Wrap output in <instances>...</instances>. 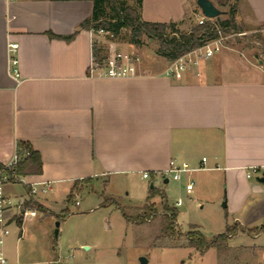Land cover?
Listing matches in <instances>:
<instances>
[{
  "label": "crops",
  "instance_id": "crops-1",
  "mask_svg": "<svg viewBox=\"0 0 264 264\" xmlns=\"http://www.w3.org/2000/svg\"><path fill=\"white\" fill-rule=\"evenodd\" d=\"M92 13L91 0H0V163L14 156L19 142L42 158L40 174L4 184L13 203L0 213V264H111L65 258L39 213L53 212L55 195L68 190V196L85 179L79 192L96 182L107 189L137 178L148 180L149 190L159 181L166 195L172 160L188 166L179 180L186 184L194 173L223 180L238 214L233 225L256 237L264 233L247 232L264 225L247 226L264 219V185L259 175L248 177L264 170V61L231 39L180 79L166 74L172 61L163 56L141 57L132 76L102 77L92 71L99 49L105 57L121 50L81 27ZM236 22L249 33L264 28V0H239ZM12 43L18 44V74ZM130 47L125 52L137 54ZM46 183L48 195L29 194L28 187ZM29 199L41 209L28 207L37 215L25 217L18 203Z\"/></svg>",
  "mask_w": 264,
  "mask_h": 264
},
{
  "label": "rangeland",
  "instance_id": "rangeland-1",
  "mask_svg": "<svg viewBox=\"0 0 264 264\" xmlns=\"http://www.w3.org/2000/svg\"><path fill=\"white\" fill-rule=\"evenodd\" d=\"M121 1L130 6L138 3V0ZM211 1L217 6L219 0ZM232 3V0H223L217 7L228 13ZM101 13L106 19L116 16L106 2ZM139 13L145 21H175L178 34L189 32L203 15L196 0H142ZM220 18L225 19L226 16L222 15ZM168 32L172 34L170 29ZM131 35V28H124L119 36L101 34L100 41L116 43L124 53L129 51L125 47L131 46L147 60L161 56L157 52V40L143 36V43L138 46L132 43ZM233 40L240 43L238 47L249 50L251 57L256 58L255 55H258V62L264 61V35L252 34ZM201 174L194 173L191 176L194 182L191 193L187 192L184 180L175 181L172 177L169 184L163 185V189L169 205L178 211L179 228L187 232L193 225L197 226L211 239L225 232L228 226L238 223L235 220L238 214L232 211L233 205L229 202L228 189L223 180L214 182V178ZM156 186L161 187V183L157 181ZM67 191L62 190L55 195L57 203L52 208L53 212L42 210L38 217L43 224L53 229V236L59 222L58 236L53 238L65 258L72 256L76 259H101L111 264H139L141 257L148 260L147 264H264V233L256 237L242 232L241 226H238L237 235L229 241L227 250L223 252L216 248L202 252L191 247L186 239L172 241L162 236L160 229L163 206L159 195L152 200L158 209V215L154 219L144 224L128 221L117 204L127 211L131 210L135 216L142 213L149 194L148 180L134 178L128 186L114 182L107 189L103 183L96 182L84 191H74L77 198L72 201L66 200ZM106 198H114L116 203L106 204ZM179 199L181 204L176 205ZM76 200L79 205H76ZM66 208L69 209V214L65 217L61 213ZM262 223L264 219L250 222L247 226L258 227ZM251 232L258 233L257 230Z\"/></svg>",
  "mask_w": 264,
  "mask_h": 264
},
{
  "label": "trees",
  "instance_id": "trees-1",
  "mask_svg": "<svg viewBox=\"0 0 264 264\" xmlns=\"http://www.w3.org/2000/svg\"><path fill=\"white\" fill-rule=\"evenodd\" d=\"M93 2V13L90 18L85 20L81 27L88 30H100L103 29L115 36H119L124 28H131V41L133 44L140 46L143 43V36H147L150 39L157 40L159 43L158 54L167 58L169 61H174L187 53L188 51L201 46L206 39L215 38L218 36L216 26L221 27L225 33L232 31H243L236 22L237 3L239 0H232L230 10L225 19L220 17L210 20L205 24H197L187 33H179L175 22H150L141 18L139 13V7L142 0H138L136 6H130L121 0H91ZM230 1V0H229ZM108 3L111 9L115 12L116 16L113 19H106L102 17V6L104 3ZM171 30L170 34L168 30ZM75 36L61 37L66 40H70ZM103 46L99 49L97 59L100 61L105 58ZM17 151L20 156L12 169L9 171L14 177H11L13 182L20 180L21 177L27 175H37L42 172V158L38 151L27 142H19ZM5 167L0 163V170ZM88 180H82L75 182L74 187L67 196V201L75 199L74 191L79 189L80 185ZM30 192V187H28ZM159 195L162 200L163 215L161 217V233L162 236L171 239L172 241H180L186 239L187 243L202 252L207 251L210 248H216L219 252L226 251L229 245V241L238 233V227L236 225L228 226L226 231L219 233L213 238H207L197 226H192L187 232H183L179 228L177 214L178 211L175 207H171L168 203L167 196L164 192L156 187L150 188L149 196L147 197L146 204L142 213L133 215L123 209L120 204L118 208L121 209L123 216L128 221H133L138 224H144L158 215V209L155 203L152 201L154 197ZM106 204L116 203V200L107 199ZM26 207H32L37 210L41 209V205L35 200L29 199L25 202ZM69 210H64L63 216H67ZM259 232H264V225L259 229H254ZM242 232L246 230L241 228ZM250 230L247 232H251Z\"/></svg>",
  "mask_w": 264,
  "mask_h": 264
},
{
  "label": "built area",
  "instance_id": "built-area-1",
  "mask_svg": "<svg viewBox=\"0 0 264 264\" xmlns=\"http://www.w3.org/2000/svg\"><path fill=\"white\" fill-rule=\"evenodd\" d=\"M12 1V0H10ZM214 20L206 17L205 15H201L198 19V24H205L206 22ZM216 31L218 36L215 38L206 39L204 43L196 47L178 59L171 62V65L166 71V74L177 79H180L183 73L191 66H200L201 61L206 60L214 56L217 52H219L222 48L226 46L228 40L231 39H238V38H245L248 35L252 34H261L264 35V28L256 31V32H246V31H232L229 33H225L224 30L216 26ZM95 33L101 34H109L110 36H114L113 34L104 31L103 29L94 31ZM8 50L11 56V63L14 66V73L18 74V57H17V50L18 44L12 43L9 44ZM141 62V56L138 54H129L124 53L119 50H111L109 54L103 59L99 60L97 57L94 58L92 62V71L97 72L99 76L102 77H109V78H124L128 76H132L136 73L137 65ZM22 156L19 155L18 151L16 150L14 156L5 163V167L0 170V213H2L3 209L6 206L12 205V200L8 198L4 194V184L8 182H13L11 177H14L9 171L12 169L14 164L20 160ZM205 161V158L203 159ZM172 178L175 181H179L181 179L182 173L188 169V166L184 164L183 166L179 167L176 165L175 160L170 162ZM264 170L262 169H255L253 172L248 173V177H251L254 174L262 176ZM166 174H163V177L166 178ZM144 178H150V174L144 173ZM194 187L193 181H189L186 184V190L188 193L192 192ZM52 190V186L50 183L43 184L42 186L32 185L30 186L29 194L34 197L37 195H44L47 194L49 191ZM76 199V198H75ZM76 205H79V201H75ZM181 204V199L176 202V205ZM18 207L22 212L23 216L25 217H32L37 215V211L25 206V201H21L18 203ZM179 224V222H178ZM4 233H9L8 229L3 230ZM1 259V257H0ZM3 261V259H2Z\"/></svg>",
  "mask_w": 264,
  "mask_h": 264
},
{
  "label": "water",
  "instance_id": "water-1",
  "mask_svg": "<svg viewBox=\"0 0 264 264\" xmlns=\"http://www.w3.org/2000/svg\"><path fill=\"white\" fill-rule=\"evenodd\" d=\"M196 2L199 8L201 9V12L203 13V15H205L206 17L210 19H215L217 17H220L226 14L225 11L219 9L211 0H196ZM255 57L259 59L258 55H255ZM259 61L260 63H263L262 60H259ZM165 181L168 182V179H166ZM257 181L264 185V173L262 176H259L257 178ZM150 187L153 188L154 183H151ZM224 206L225 207L227 206L226 202L224 203ZM58 226H59V222H57V229L55 230L56 237L58 236V232H59ZM147 263H148V260L145 257L140 258L139 264H147Z\"/></svg>",
  "mask_w": 264,
  "mask_h": 264
}]
</instances>
